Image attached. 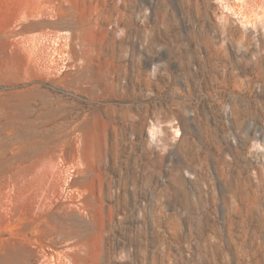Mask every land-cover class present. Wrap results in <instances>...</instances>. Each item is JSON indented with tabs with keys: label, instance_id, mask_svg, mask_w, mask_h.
<instances>
[{
	"label": "rangeland",
	"instance_id": "374dc122",
	"mask_svg": "<svg viewBox=\"0 0 264 264\" xmlns=\"http://www.w3.org/2000/svg\"><path fill=\"white\" fill-rule=\"evenodd\" d=\"M213 1L0 0V256L264 264V0Z\"/></svg>",
	"mask_w": 264,
	"mask_h": 264
},
{
	"label": "bare ground",
	"instance_id": "6f19581e",
	"mask_svg": "<svg viewBox=\"0 0 264 264\" xmlns=\"http://www.w3.org/2000/svg\"><path fill=\"white\" fill-rule=\"evenodd\" d=\"M213 2L217 5H220L225 12L231 14V16L236 19L237 23L243 26L241 29L244 31V33H248L250 30L255 28V22L250 19L245 20L241 15L239 16V13L235 10L234 6L228 2V0H214ZM261 28L264 33V23ZM61 34H64L68 37L70 33L69 31L65 30L61 31ZM67 63L66 54H64L61 64L62 69L65 68ZM173 132L175 136L179 135V129L177 127L173 129ZM32 148H37V146ZM70 171L73 172L72 169ZM6 216L7 220L4 223V228H6L10 235L8 240L14 239L16 241L15 245L18 247L27 245L38 248H55V246L58 244V240H56L57 233H55V231L51 230L50 228L45 227V224L48 222V218L50 217L48 214L38 211L19 212L18 210L13 209L7 211ZM82 233L85 235H90L86 234V231H81V233L77 236H80ZM85 235H83L81 238L76 236L77 241L83 244ZM28 253L31 252L28 251ZM58 254L60 256L69 257V254H65L62 251L58 252ZM14 262L15 260L12 259L11 252L8 250H5L4 255L0 256V264H14Z\"/></svg>",
	"mask_w": 264,
	"mask_h": 264
}]
</instances>
